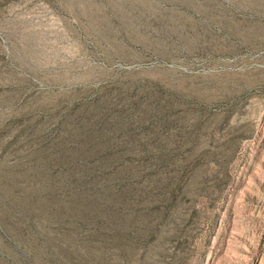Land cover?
Instances as JSON below:
<instances>
[{
	"label": "rangeland",
	"instance_id": "374dc122",
	"mask_svg": "<svg viewBox=\"0 0 264 264\" xmlns=\"http://www.w3.org/2000/svg\"><path fill=\"white\" fill-rule=\"evenodd\" d=\"M0 264H264V0H0Z\"/></svg>",
	"mask_w": 264,
	"mask_h": 264
}]
</instances>
